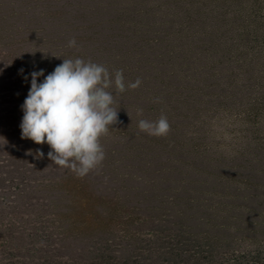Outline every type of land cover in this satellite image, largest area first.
<instances>
[{
	"label": "trees",
	"instance_id": "16d2710c",
	"mask_svg": "<svg viewBox=\"0 0 264 264\" xmlns=\"http://www.w3.org/2000/svg\"><path fill=\"white\" fill-rule=\"evenodd\" d=\"M14 1L0 9V199L13 215L4 251L19 253L15 243L38 230L19 217L47 207L41 230L63 250L112 247L132 264H264V41L252 40L264 24L254 0ZM75 58L113 80L122 70L126 85L109 89L118 119L84 177L20 129L31 73L43 70L42 83ZM162 114L166 137L139 130ZM143 230L150 248L125 240Z\"/></svg>",
	"mask_w": 264,
	"mask_h": 264
},
{
	"label": "clouds",
	"instance_id": "9594fccd",
	"mask_svg": "<svg viewBox=\"0 0 264 264\" xmlns=\"http://www.w3.org/2000/svg\"><path fill=\"white\" fill-rule=\"evenodd\" d=\"M68 46H76L74 38ZM43 75V70L31 73V87L22 105L21 138L38 145L46 143L51 149L48 158L56 166L84 177L105 159L101 137L118 119L109 89L114 87L116 93L126 90L123 71H115L113 80L103 64L75 58L63 59L38 84L37 78ZM141 83L137 78L127 87L136 89ZM137 114L142 115L143 109ZM138 128L154 137H166L170 132L163 114L155 121L139 120Z\"/></svg>",
	"mask_w": 264,
	"mask_h": 264
},
{
	"label": "rangeland",
	"instance_id": "374dc122",
	"mask_svg": "<svg viewBox=\"0 0 264 264\" xmlns=\"http://www.w3.org/2000/svg\"><path fill=\"white\" fill-rule=\"evenodd\" d=\"M253 3H255L256 6L252 13L253 19L255 18L258 22L264 24V0H254ZM2 6L5 10L11 12L16 7V1L0 0V9ZM252 40L258 42L264 41L263 38H259L256 40L255 37H253ZM14 188H16L17 190L21 187L19 186V184L18 186L15 184ZM42 189L43 188H38V190ZM2 196L3 194L0 192V198H3ZM4 203L5 202L0 199V264H93V262L90 261V258L103 256V254L105 253L108 254L109 258H114V260L116 259V257L118 259H121L117 264H132V261H126V259H124V256L115 254L112 247H110L109 250L107 249L106 251H101L100 253L96 252L94 249L89 248L80 250L77 249V247L73 249L69 248L68 250L60 249V247H58L56 243L54 244L50 241L48 235V233L50 232H48V230L46 233L42 232V230H46L47 220H49L47 218V207H34L35 211L33 209H30V211H26V214L31 212L29 215L25 214L19 217V219L21 220H23L24 218L26 219L25 223L21 224L22 228H24V226H28V224L26 223H29L30 225L27 229H38L37 231H28L26 233L28 239H26V241L22 244H20L19 241L18 243H15V240L12 241V243H15L19 246H24L22 250L19 251L20 256L18 251H14L13 253L5 252L4 250L6 249V247L11 246L5 243L6 237H4V235L5 233L10 232L9 230H11L12 228L11 218L13 215L11 209L7 208ZM42 227L44 229L41 230ZM152 235L153 233L151 231L143 230L139 234L135 233L134 237L128 235L130 238H127L125 240L128 241L131 238L139 239L142 241L140 242L139 246L150 248L151 242L154 241L152 240V238H154ZM98 264H100V262Z\"/></svg>",
	"mask_w": 264,
	"mask_h": 264
}]
</instances>
